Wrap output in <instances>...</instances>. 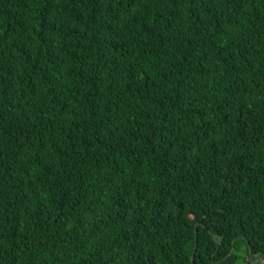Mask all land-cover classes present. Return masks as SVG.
I'll use <instances>...</instances> for the list:
<instances>
[{
  "label": "trees",
  "instance_id": "1",
  "mask_svg": "<svg viewBox=\"0 0 264 264\" xmlns=\"http://www.w3.org/2000/svg\"><path fill=\"white\" fill-rule=\"evenodd\" d=\"M193 263L264 264V0H0V264Z\"/></svg>",
  "mask_w": 264,
  "mask_h": 264
},
{
  "label": "water",
  "instance_id": "2",
  "mask_svg": "<svg viewBox=\"0 0 264 264\" xmlns=\"http://www.w3.org/2000/svg\"><path fill=\"white\" fill-rule=\"evenodd\" d=\"M196 251V248H195V250H194V252ZM194 264V263H193Z\"/></svg>",
  "mask_w": 264,
  "mask_h": 264
}]
</instances>
